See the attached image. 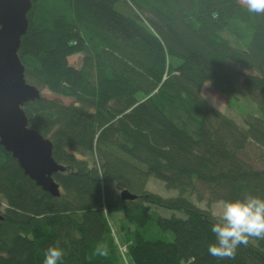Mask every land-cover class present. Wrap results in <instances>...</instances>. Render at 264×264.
<instances>
[{
  "label": "trees",
  "instance_id": "16d2710c",
  "mask_svg": "<svg viewBox=\"0 0 264 264\" xmlns=\"http://www.w3.org/2000/svg\"><path fill=\"white\" fill-rule=\"evenodd\" d=\"M32 2L18 51L25 78L75 100L23 106L66 166L53 175L60 197L0 143V264H42L53 243L65 251L61 264H264V239L250 238L232 259L210 256L217 216L191 198L201 185L208 204L264 197V14L238 0ZM78 53L76 68L68 57ZM240 77L261 111L244 124L201 91L208 82L233 96ZM150 176L179 194L147 189ZM122 190L137 198L122 200Z\"/></svg>",
  "mask_w": 264,
  "mask_h": 264
},
{
  "label": "water",
  "instance_id": "95a60500",
  "mask_svg": "<svg viewBox=\"0 0 264 264\" xmlns=\"http://www.w3.org/2000/svg\"><path fill=\"white\" fill-rule=\"evenodd\" d=\"M33 5L32 0H0V143L25 175L44 191L60 197L61 186L53 175L66 167L53 157V140L31 127L23 110L27 102L42 97L40 88L25 78L26 67L18 54ZM136 198L129 190H122V200Z\"/></svg>",
  "mask_w": 264,
  "mask_h": 264
},
{
  "label": "clouds",
  "instance_id": "9594fccd",
  "mask_svg": "<svg viewBox=\"0 0 264 264\" xmlns=\"http://www.w3.org/2000/svg\"><path fill=\"white\" fill-rule=\"evenodd\" d=\"M250 14H264V0H238ZM215 240L208 244V254L217 260L235 257L240 245H247L250 238L264 239V197L245 194L243 198L225 200L215 222L211 225ZM100 255L107 253L97 249ZM65 251L58 243L43 250L42 264H61Z\"/></svg>",
  "mask_w": 264,
  "mask_h": 264
},
{
  "label": "rangeland",
  "instance_id": "374dc122",
  "mask_svg": "<svg viewBox=\"0 0 264 264\" xmlns=\"http://www.w3.org/2000/svg\"><path fill=\"white\" fill-rule=\"evenodd\" d=\"M83 58V54L78 53V54H73L70 55L68 57V62L70 65L75 66L76 68H79V66L81 65V61ZM176 64L178 63L177 60H175ZM243 78L240 77L238 83L236 84V93L233 96H223L222 94H220L219 92H217L216 90H213L212 87L210 86L209 83H207L202 91H203V95L206 99V101H209L214 107H216L218 110L223 111L225 114H227L228 116L233 117L236 121H238V123H242L244 124V117H246L247 115H251V114H255L260 116L261 115V111L258 109L257 104L249 98L248 95V91L247 89L244 88L243 83H242ZM36 86V85H35ZM37 87V86H36ZM41 90V94L46 97V98H60L64 103L66 104H70V102H73L75 99L74 98H66V97H62L60 95L56 96L54 95L52 92H50V90L48 88H43L38 87ZM139 98L143 97L144 95L141 93H138ZM148 181V185H147V189H150L158 194H161L162 196L165 197H170V196H177L179 194V190L177 189H167L164 182L159 179V178H155L154 176H150ZM205 189L204 187L201 185L199 190L194 191L193 195L191 198H193V200L195 201V203L200 207V208H206V209H210L212 211V213H214L217 216V213L220 210V207L222 205V203L224 201H218V202H213V203H207V200H202L199 201V198H197V193L200 194V196H205L207 197V194L205 193ZM187 194H190L189 191L187 192ZM1 198V196H0ZM208 199V197H207ZM157 210V209H156ZM161 213L163 215H165L166 217L171 216V213L173 212V210H168L165 208H160ZM159 211V210H158ZM112 217H115V219L111 220V223H113V227H112V233L115 236V239L119 241H121V236H120V223L116 222L117 219H121L122 215H119V213H113L111 214ZM120 217V218H119ZM120 232V233H119ZM166 236H168L169 239H172L173 235L172 234H167L165 232H161L160 234V238H165ZM122 239H123V235H122ZM121 253H124L126 250V246H121L120 247ZM129 264H134L133 260L131 258H129Z\"/></svg>",
  "mask_w": 264,
  "mask_h": 264
},
{
  "label": "bare ground",
  "instance_id": "6f19581e",
  "mask_svg": "<svg viewBox=\"0 0 264 264\" xmlns=\"http://www.w3.org/2000/svg\"><path fill=\"white\" fill-rule=\"evenodd\" d=\"M207 83H208V82H207ZM207 83H206V84H207ZM206 84H205V85H206ZM205 85H204V86H205ZM204 86H203V87H204ZM203 87H202V89H203ZM201 91H202V90H201ZM202 94H203V91H202ZM203 96H204V95H203ZM42 97H44V96L42 95ZM19 165H20V164H19ZM65 167H66V166H65Z\"/></svg>",
  "mask_w": 264,
  "mask_h": 264
}]
</instances>
